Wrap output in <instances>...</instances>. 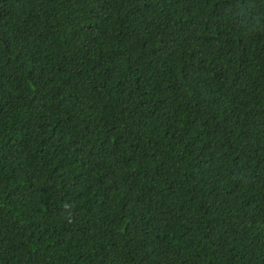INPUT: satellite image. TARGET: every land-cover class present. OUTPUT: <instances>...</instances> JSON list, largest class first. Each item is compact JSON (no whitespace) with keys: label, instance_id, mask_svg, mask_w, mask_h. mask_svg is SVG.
Segmentation results:
<instances>
[{"label":"trees","instance_id":"trees-1","mask_svg":"<svg viewBox=\"0 0 264 264\" xmlns=\"http://www.w3.org/2000/svg\"><path fill=\"white\" fill-rule=\"evenodd\" d=\"M0 264H264V0H0Z\"/></svg>","mask_w":264,"mask_h":264}]
</instances>
